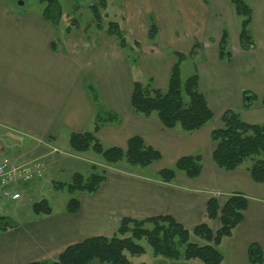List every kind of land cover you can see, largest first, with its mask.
Wrapping results in <instances>:
<instances>
[{"label": "crops", "instance_id": "obj_1", "mask_svg": "<svg viewBox=\"0 0 264 264\" xmlns=\"http://www.w3.org/2000/svg\"><path fill=\"white\" fill-rule=\"evenodd\" d=\"M246 1L253 12L256 46L251 51L240 47V21L228 0L124 1L125 30L132 40L143 43L137 70L145 79H152L154 87L167 88L176 63L173 52L188 55L196 43L200 44L201 50L191 63L197 64L200 89L214 119L193 133L180 127L168 129L157 115L134 113L130 54H125L105 30L74 28L68 33L45 21L43 12H20L0 4V131L36 145L31 153L41 155H32L28 162L60 151L59 146H66L72 133L86 132L102 110L117 116L96 134L104 146L126 149L129 139L139 136L162 156L151 166L153 172L107 168L106 180L96 193L79 194L81 208L75 214L65 208L0 231V264L56 260L67 248L87 238L112 237L124 218L170 216L193 230L204 220L212 198H217L222 208L232 194L246 196L249 204L234 236L220 247L224 264H250L251 243L264 251V184L253 181L249 162L233 172L217 167L213 161L216 143L211 138L229 110L239 112L248 124L264 123V0ZM152 22L158 30L153 41ZM224 28L230 34L231 63L219 58ZM42 147L50 152L46 154ZM191 155L202 157L198 178L178 173L170 184L154 179L161 170ZM87 162L100 164L94 159ZM41 184L43 181L29 185L22 200ZM212 225L217 231L220 221ZM148 264L201 263L154 256Z\"/></svg>", "mask_w": 264, "mask_h": 264}, {"label": "trees", "instance_id": "obj_2", "mask_svg": "<svg viewBox=\"0 0 264 264\" xmlns=\"http://www.w3.org/2000/svg\"><path fill=\"white\" fill-rule=\"evenodd\" d=\"M39 1L41 4H47L43 11L44 20L58 29L64 16L59 0ZM228 1L234 6L240 21V47L244 51H251L256 46L252 32V8L246 0ZM204 2L207 3L208 0ZM102 5L104 7L105 3ZM92 13L97 29L105 30L121 49L128 50L130 54L134 75L131 104L136 115L143 117L157 115L166 128L180 127L185 133L198 131L212 122L214 114L200 89V75L196 63L193 64L194 73L185 82L182 81L183 64L195 60L198 51L201 50L199 43L195 44L194 50L188 55L173 52L176 63L168 86L164 90L158 89L154 87L152 79H145L137 70L138 54L143 43L132 40L124 25L117 21L112 20L104 25L99 5L92 7ZM75 26L74 24L67 28V32L70 33ZM157 34V26L152 22L150 40L153 41ZM229 43L230 34L227 28H224L219 43V58L225 63L233 61ZM53 49H57V43L53 44ZM262 104L264 106V98ZM248 105L246 103V106ZM116 119L117 116L112 112L105 110L98 112L86 132L70 135L71 149L76 153L93 151L102 160L101 168L106 169H120L118 165L122 162H126L131 168H148L161 160V153L147 145L139 136L130 138L126 149L105 148L96 134ZM211 138L216 143L213 161L217 167L226 172H233L250 161L248 171L253 181L264 184V123L248 124L242 120L239 112L229 110L222 117V127L213 130ZM100 166L94 164L88 176L82 173L73 174L69 183L54 182L53 188L56 191H67L73 196L67 204L69 214H75L81 208L80 199L76 194H94L105 182L106 169L100 170ZM178 173H183L190 179L198 178L202 173L201 155L179 159L172 168L158 172L154 179L170 184ZM248 204L249 199L241 194L228 196L222 208L219 200L212 198L207 204L204 220L193 230L179 224L170 216L146 220L124 218L110 238H87L67 248L56 260L29 264H93L94 261L103 264H133L129 256H141L146 253V248L140 244L142 240L152 248L155 257L201 264H224V254L220 247L234 236L236 229L244 220ZM33 211L38 219L53 214L47 199L35 202ZM10 219L0 216V231L4 232L18 225ZM217 220L220 221V228L215 231L212 224ZM193 238L197 240L194 241ZM248 258L250 264H264L262 247L257 243H251L248 246Z\"/></svg>", "mask_w": 264, "mask_h": 264}, {"label": "rangeland", "instance_id": "obj_3", "mask_svg": "<svg viewBox=\"0 0 264 264\" xmlns=\"http://www.w3.org/2000/svg\"><path fill=\"white\" fill-rule=\"evenodd\" d=\"M124 1L125 0H59L64 16L58 29H67L75 24L76 28L74 31H76L77 28H81L87 32L90 28L94 31H99L92 13V7L95 5H99V11L105 22L104 25L112 20L124 25L126 16ZM21 2L23 4H20ZM103 3H105L104 7L102 5ZM2 4L15 11L40 13L43 12L47 6V4H41L39 0H2ZM124 52L128 54V50H124ZM194 71L191 61L185 62L182 67V81L185 82ZM248 99L249 97L246 96V100ZM0 147H2V150H0V158L7 156L17 161L18 159H22L23 163L30 161L34 157L32 155L37 154L31 153V150H36V145L34 143L32 144L30 141L18 135L5 133L3 131H0ZM59 147L61 150L58 153L52 152L53 154L51 153V155L42 158L48 165V171L47 176L42 180L43 184L38 187L39 189H30L26 197L17 202L0 201V216L11 218V222L21 224L27 223L34 218L38 219L33 211V204L42 199H47L53 211L56 213L65 208L67 209L66 204H68L73 196L67 191H56L53 188L54 182L69 183L75 173H82L88 176L91 173L93 165L91 166L87 161L94 159L97 163H100L98 164V166H100L102 160L93 151L76 153L71 149L69 141H67L66 146L62 143ZM104 147L109 148L108 146ZM44 149L45 148L42 147V150ZM44 152L47 154L50 151L45 149ZM38 155L40 156L41 153L38 152L36 156ZM118 166L139 173L153 172L151 166L148 168H131L126 162H122ZM101 167L102 166L99 167L100 170L106 169ZM34 183L35 182H33V184ZM76 197H79V193L76 194ZM193 240L196 241L197 239L193 238ZM140 244L146 248V253L141 256H129V259L133 264H148L154 257L152 248L145 240L140 241ZM93 264L103 263L94 261Z\"/></svg>", "mask_w": 264, "mask_h": 264}, {"label": "built area", "instance_id": "obj_4", "mask_svg": "<svg viewBox=\"0 0 264 264\" xmlns=\"http://www.w3.org/2000/svg\"><path fill=\"white\" fill-rule=\"evenodd\" d=\"M48 171L47 163L41 158L28 163L0 158V201L17 202L33 182L42 181Z\"/></svg>", "mask_w": 264, "mask_h": 264}, {"label": "water", "instance_id": "obj_5", "mask_svg": "<svg viewBox=\"0 0 264 264\" xmlns=\"http://www.w3.org/2000/svg\"><path fill=\"white\" fill-rule=\"evenodd\" d=\"M20 4H23L22 2L20 3ZM247 101V103H250V100L248 99V100H246Z\"/></svg>", "mask_w": 264, "mask_h": 264}]
</instances>
